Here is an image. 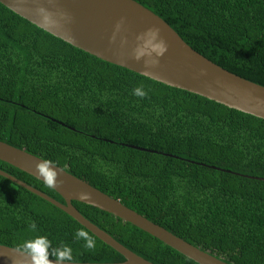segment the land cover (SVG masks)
Listing matches in <instances>:
<instances>
[{"label": "trees", "instance_id": "obj_1", "mask_svg": "<svg viewBox=\"0 0 264 264\" xmlns=\"http://www.w3.org/2000/svg\"><path fill=\"white\" fill-rule=\"evenodd\" d=\"M135 1L212 62L264 86V0ZM141 86L144 98L133 95ZM0 141L229 264H264V119L103 61L2 3ZM0 169L65 203L34 176L1 160ZM73 204L154 264H198L111 213ZM77 230L93 249L75 238ZM37 237L52 248L70 246L78 263L126 261L66 212L0 175V245L22 250Z\"/></svg>", "mask_w": 264, "mask_h": 264}, {"label": "water", "instance_id": "obj_2", "mask_svg": "<svg viewBox=\"0 0 264 264\" xmlns=\"http://www.w3.org/2000/svg\"><path fill=\"white\" fill-rule=\"evenodd\" d=\"M0 3L39 28L103 61L264 119V86L209 60L191 47L169 23L135 0H0ZM0 160L46 183L36 169L44 159L0 141ZM53 166L58 184L51 188L64 198L65 203L1 169L0 175L66 212L126 258L125 262L110 264L154 263L137 255L87 219L74 206V201L133 224L198 264H229L66 170ZM82 192L88 193V199L80 198ZM0 264H32V260L22 250L0 245Z\"/></svg>", "mask_w": 264, "mask_h": 264}, {"label": "clouds", "instance_id": "obj_3", "mask_svg": "<svg viewBox=\"0 0 264 264\" xmlns=\"http://www.w3.org/2000/svg\"><path fill=\"white\" fill-rule=\"evenodd\" d=\"M139 59V57H137ZM133 95L144 98L147 92L144 90L143 86L137 87L133 90ZM38 175L45 180V182L50 187H56L58 181L55 180L57 175L55 168L50 161H41L37 167ZM81 199H88V193H80ZM30 227L35 230L36 225L32 223ZM76 239H82L85 241V247L88 249H93L95 247V242L89 237L88 233L83 230H77L75 232ZM51 248V256L54 259H49ZM22 251L25 255L29 256L32 260V264H78L72 254V249L70 246L61 245L58 248H52L51 242L47 237H37L35 240L30 242H25L22 245Z\"/></svg>", "mask_w": 264, "mask_h": 264}]
</instances>
